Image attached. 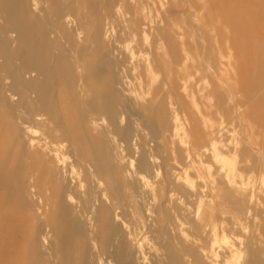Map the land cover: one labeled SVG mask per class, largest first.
<instances>
[{"label":"rangeland","instance_id":"obj_1","mask_svg":"<svg viewBox=\"0 0 264 264\" xmlns=\"http://www.w3.org/2000/svg\"><path fill=\"white\" fill-rule=\"evenodd\" d=\"M125 1L0 0V89H2L0 90V98H2V100L0 99V120L3 121L0 122V125L7 124L5 128L7 127L6 129L10 134L8 133L6 141L9 142L10 139L14 141L9 143L10 149L5 147L6 151L0 153L2 157H0L2 159V161L0 160V179L2 177L4 180L2 184L0 183V188L2 186L0 202L3 205L1 208L0 204V213L2 214L0 215L2 221L0 222V224L2 223V226L0 225V260L3 263L4 258H7L6 260L15 258L14 254L16 257L19 255L25 260L27 259L26 256L31 254L29 257L33 255L34 261L40 257L41 264H99L100 261H103L104 264L107 262V264H127L128 254L135 252L134 243L139 241L138 244L141 245L144 242L145 253L142 256L145 255L152 264H190L191 262L192 264H201L196 255L202 250L201 245L210 243V232L201 226V222L196 217V211L199 206H203L205 211L209 212L208 206H213L218 227L224 228L228 236L227 240L221 242L222 246L217 245L215 248L220 255L219 262L224 264L225 253L232 252L238 264H264V178L253 185H248L249 187H246L248 191L244 187L237 188L233 182L226 178L237 192L220 193L213 169L205 164L202 154H198L196 159L189 156L190 165L187 168L173 172L169 177H163L162 172H159L154 180L149 177V183L145 184L144 177H133L134 175L129 173L124 160L121 158L118 161H103L102 158H108L104 154L101 155L99 149L102 151L103 148L98 147L94 143V138L86 136V131L81 128L78 116L85 110L84 100L81 101V96L86 98L88 94L85 92L86 79L89 77L94 87V96L101 97V85L105 84L98 74V71H101L105 65L101 59V47L103 44L117 43V38L108 33L115 28L117 23L109 22V17L125 14V8L132 11L134 9L139 16L145 13L143 0H128L126 5ZM118 2H120L121 8L118 7ZM152 2L151 7L154 16H156L153 19V26L164 25L168 22L170 24L169 33L175 35L181 32L182 16L166 15L160 10L159 4ZM180 2L189 11L187 18L190 17L191 19V15L197 18L200 11V0H180ZM209 2L212 4L217 2L223 15V25L214 23L210 26L201 27V33L204 34V47L208 55L212 53L213 48L219 57L226 55L227 40L225 35L228 32L232 38L233 49L237 57L244 63L245 69L249 67V62H254L256 75L253 80L259 78L260 71L264 70L261 66L263 59L261 49H264V25L260 26V23L264 22V13L261 17L256 18L254 17V10L256 8L264 10V0H209ZM36 3L38 4L36 5ZM256 24V31L252 32V27ZM250 45L258 49L256 58L249 56L247 59L248 54L245 48L250 47ZM132 57L133 59L136 58L135 55ZM111 59L116 60L117 54L113 55ZM220 61L222 63H219L218 67L221 69L220 73H223L226 69V60L221 58ZM150 67L152 66L148 64L146 69L148 70ZM29 69L35 70L37 74L39 72L36 81L25 79V73L30 71ZM138 71L142 77V69L139 68ZM210 90L213 91V101L216 103L219 113H233V118L228 120L231 127L236 126L238 130L241 129V121L236 118V114L252 113L255 114L252 116L253 119L257 115H264V97L251 96L243 86H240L231 100L226 95L224 87H215L211 83ZM91 95V93L88 94V96ZM139 95L147 96L144 95V92L143 94L139 93ZM12 96L16 97L17 100L14 101ZM12 122L13 124H11ZM17 122H19L18 126ZM64 123L68 125L65 126ZM12 126H16L14 127L16 129L14 130ZM28 126L33 127L38 132L29 131ZM86 127L97 131L100 136L96 122L88 123ZM80 132L84 136H76ZM14 134L15 137H13ZM54 135H62L64 138L60 137L61 140L66 142L68 140L65 151L56 146L57 138ZM221 135L222 128H219L214 136L221 138ZM11 136L12 138H10ZM73 137H76L74 141H72ZM7 142L5 146H7ZM30 143L40 146L44 159L36 160L33 157L28 150ZM213 144H218L221 154L226 156L223 150L227 149L228 146L215 142ZM20 146L19 150L18 147ZM17 151L19 154L16 153ZM213 159L220 166L221 173L225 175L223 167L226 166L216 162L214 152ZM34 160L38 167L41 166V168L36 167L39 171L41 170L40 172L36 170L39 174L35 171L32 172L36 169ZM232 162V169L237 171L238 159L234 157ZM134 164L136 165L135 161ZM117 165L119 169L116 168ZM2 166L6 169L7 167L11 168L5 170ZM42 167L45 169L44 171ZM227 168L230 169L231 166H227ZM41 172L45 173L44 176L47 178H44ZM102 173L111 174L110 183L106 181L107 178L99 176ZM193 173L197 177L193 176ZM60 174L64 182L59 178L61 177ZM30 178L31 183L28 181ZM99 178H102V184H99ZM187 178L191 180V184L186 181ZM198 179L202 187L197 184ZM41 180H44L45 185L47 183L46 187ZM104 180L105 183L109 184H107L108 186L105 185ZM35 182L38 183V190L36 186L37 199L32 201L30 196L23 192L26 199L22 200L21 191L27 190L29 192V187ZM59 183H63V185L60 186ZM183 185L191 193H182ZM117 186L120 191L118 205L121 208L119 211L121 218L118 221L115 219V203L111 201L113 200L112 195L115 194L107 190L108 187L112 190V188L116 189ZM49 189L56 190V192H51ZM2 190L6 191L5 193L3 191L5 197ZM45 192H47L46 196ZM40 193H42L41 195L44 194L45 197L40 196ZM48 194H50L49 197ZM55 194L60 196H55ZM69 196L72 200H68ZM2 197L5 202H2ZM46 199L49 201H44ZM55 201H59L57 205ZM42 203L43 207L45 206L44 203L50 204L53 217L49 227L42 216L44 210L41 206ZM96 203L100 205L99 207H107L108 211L105 217L98 211L95 216L96 229H93L89 224V219L92 207ZM150 207H154L153 222L147 215V209ZM20 210L23 215L20 214ZM81 214H83L82 217ZM1 216H8L4 217L7 221L5 222ZM15 216L19 217L20 221L30 217L27 219L29 222L26 220L22 222L25 224H22ZM108 217L110 220L106 219ZM32 219L35 230L30 228ZM27 223L30 224L27 225ZM138 226L144 227V231L139 232ZM19 229L20 233H18ZM47 234L48 241L44 244V238ZM135 237L138 239L137 242L134 240ZM26 242H30L31 245L29 246V243L27 245ZM1 243L4 245L2 244V246ZM32 244L35 245L34 251ZM59 247L61 248L60 251H58ZM103 247L105 250L102 249ZM26 248L30 252L29 254ZM3 250L6 252L4 253ZM9 251L11 252L9 253ZM99 251H102V254ZM186 254L189 257H186ZM43 260L47 261L44 262ZM39 261H36L37 264H40ZM76 261L79 262L76 263Z\"/></svg>","mask_w":264,"mask_h":264},{"label":"crops","instance_id":"obj_2","mask_svg":"<svg viewBox=\"0 0 264 264\" xmlns=\"http://www.w3.org/2000/svg\"><path fill=\"white\" fill-rule=\"evenodd\" d=\"M152 1L159 4L166 15L182 16L181 32L169 33L168 22L153 26L156 16ZM142 4L145 7L142 16L134 9L125 8V14L109 17V22L117 23L108 32L117 38V43L101 47V59L105 65L98 74L106 84L101 85V97L94 96L89 77L85 82L92 95L81 96L85 110L79 113L78 122L86 136L94 138L86 126L96 122L104 145L100 153L116 161L122 156L125 164L134 160L135 171L153 180L159 172L163 177H169L173 172L187 168L189 156L196 159L198 154H202L205 164L213 169L219 192L236 193L226 179L227 175L221 173L220 166L213 159V142L222 143L228 146L223 150L225 155L238 159L237 171L245 178L249 175L248 178L259 182L264 178V115L253 119L255 114L252 113L236 114L241 121V129L229 126L228 120L233 118V113H219L210 85L224 87L230 100L240 86L253 97H264V70L260 71L259 78L253 80L256 65L249 62L245 69L233 49L228 32L225 35L226 55L219 57L215 48L208 55L201 27L214 23L223 25V15L217 2L212 4L209 0H200L197 18L191 15V19L186 17L189 11L180 0H143ZM117 5L121 8L120 2ZM254 11L256 18L264 13L262 8ZM263 25L261 22L260 26ZM256 28L257 24L252 27V32ZM245 50L247 59L249 56L256 58L257 47L250 45ZM261 50L264 69V49ZM116 54L117 59H111ZM132 54L138 59L134 61ZM221 58L226 60L223 73L218 67L222 63ZM148 64L152 66L151 72H147ZM139 68L142 69V77ZM143 92L147 96L139 95ZM219 128H222L221 138L214 136ZM113 140L122 147L120 153L114 148ZM238 172L233 176L239 178ZM197 181L202 187L199 179ZM183 187L182 193H191Z\"/></svg>","mask_w":264,"mask_h":264},{"label":"bare ground","instance_id":"obj_3","mask_svg":"<svg viewBox=\"0 0 264 264\" xmlns=\"http://www.w3.org/2000/svg\"><path fill=\"white\" fill-rule=\"evenodd\" d=\"M85 3V2H84ZM38 3H36V5H37ZM85 5V4H84ZM66 6V5H65ZM20 7H21V5H20ZM22 8V7H21ZM48 8V7H47ZM145 8V7H144ZM144 8H143V10H144ZM145 12V11H144ZM56 15V14H55ZM64 21V20H63ZM15 26V25H14ZM16 29V28H15ZM15 31H17V29L15 30ZM9 35V34H8ZM134 35V34H133ZM13 36V35H12ZM133 38H135V37H133ZM146 39V38H145ZM14 41V40H13ZM163 44V43H162ZM166 44V43H165ZM112 45V44H111ZM160 46V45H159ZM158 47V46H157ZM161 49H164V48H161ZM158 50L160 51V47L158 48ZM117 51V50H116ZM114 53H115V51H114ZM163 54V53H162ZM166 54H167V52H166ZM132 55H135V54H132ZM41 56V55H40ZM163 56V55H162ZM166 56V55H165ZM135 59H133V57H132V59L135 61L136 59H137V55H135ZM24 59V58H23ZM82 63V62H81ZM30 70V69H29ZM84 70V72H85V69H83ZM151 72L152 71V67H150V68H148V70H147V72ZM38 74H39V72H38ZM37 74V72L35 71V70H30V71H27L26 73H25V79H28L29 81H36L37 80V78H38V75ZM149 74V73H148ZM154 74V73H153ZM150 75H152V73L150 74ZM2 76V75H1ZM153 76V75H152ZM152 76H150V80L153 78ZM37 77V78H36ZM152 77V78H151ZM4 80V79H3ZM152 81V80H151ZM153 81H154V78H153ZM5 84V83H4ZM80 84V83H79ZM85 84V83H84ZM7 87V86H6ZM82 88V87H81ZM187 88V87H186ZM0 90H2V89H0ZM4 90H5V88H4ZM187 90V89H186ZM85 92H87V93H89L90 91H88L87 90V87H86V90H85ZM84 93V92H83ZM2 94V93H1ZM82 94V93H81ZM134 94V93H133ZM4 95V94H3ZM7 95V94H6ZM14 95V94H13ZM136 95V94H135ZM11 97V96H10ZM13 98H14V101H16L17 100V98L16 97H14V96H12ZM193 97V96H192ZM6 98H7V96H6ZM135 98V97H134ZM1 100H2V98H0ZM7 100H8V98H7ZM11 101V100H10ZM14 101H13V103H14ZM61 103V102H60ZM8 104V103H7ZM11 104V103H10ZM61 104H63V102L61 103ZM13 105V104H12ZM9 106V105H8ZM68 108H69V106H68ZM5 109V108H4ZM10 109H12V108H10ZM15 109V108H14ZM12 111H13V109H12ZM13 113V112H12ZM57 114V113H56ZM61 115V114H60ZM57 116L59 117V115L57 114ZM65 116V115H64ZM63 116V117H64ZM62 117V118H63ZM50 119V118H49ZM61 119V118H60ZM64 119H65V117H64ZM63 119V120H64ZM52 120V119H51ZM62 120V119H61ZM2 120H0V122H1ZM46 121V120H45ZM3 122V121H2ZM18 123L19 122H17V126H18ZM66 123V122H65ZM65 123H64V125H65ZM11 124H13V122L11 123ZM50 124V123H49ZM5 125L7 126V124L5 123ZM5 125H0V153H4L3 151L5 150L6 151V149H5V147H7V148H9L10 149V147H8V145H9V143H12V142H14V141H12V139H10V138H12V136L9 138L10 140H11V142H10V140H9V142H7L6 140H7V137H8V130L5 128ZM9 125V124H8ZM68 125V124H67ZM67 125H65V126H67ZM54 126V125H53ZM13 127V126H12ZM14 127H16V126H14ZM13 127V128H14ZM58 127V126H57ZM59 128V127H58ZM67 128V127H66ZM16 128H14V130H15ZM18 129V128H17ZM27 129L29 130V131H31V132H35V133H37L38 132V130H36V129H34L33 127H31V126H28L27 127ZM61 129V128H60ZM65 129V128H64ZM19 130V129H18ZM18 130H16V131H18ZM53 130V129H52ZM89 130H90V128H89ZM92 133H93V135H94V143L98 146V147H104V145H102V139L103 138H101V136H99L98 135V133H97V131H94V130H90ZM41 133V132H40ZM67 133H68V131H67ZM10 134V133H9ZM16 134H17V132H16ZM33 134V133H32ZM54 134V133H53ZM70 134V133H69ZM87 134H89V133H87ZM34 135V134H33ZM50 135V134H49ZM72 135H74L73 133H72ZM35 136V135H34ZM54 136H56V138H57V141H56V146H58V148H61L63 151H65V149H67V142H68V140H67V142L66 141H64V140H61V138L60 137H62V138H64V136H62V135H60V136H58V135H54ZM76 136H84L83 135V133H81L80 132V134L79 133H77L76 134ZM13 137H15V134H14V136ZM52 137V136H51ZM40 138V137H39ZM76 137H73V139H72V141H74V139H75ZM27 139V138H26ZM48 139V138H47ZM113 139H115V138H113ZM22 140V139H21ZM45 140V139H44ZM23 141V140H22ZM31 141V140H30ZM29 141V142H30ZM114 141V144H115V149H116V151L118 152V153H120L121 152V147L117 144V141L116 140H113ZM6 142L8 143L7 144V146H5L6 145ZM18 142V141H17ZM21 141H20V139H19V143H20ZM36 142V141H35ZM54 142H55V140H54ZM81 142V141H80ZM87 142V141H86ZM23 143V142H22ZM76 143V142H75ZM84 143V142H83ZM92 143V142H91ZM14 144V143H13ZM18 144V143H17ZM17 144H16V147H17ZM40 144V143H39ZM78 144V143H77ZM89 144V143H88ZM20 145V144H19ZM13 146V145H12ZM22 146V145H21ZM21 146L20 147H18L19 148V150H20V148H21ZM78 146V145H77ZM25 147V146H24ZM51 147H54V146H51ZM73 148V147H72ZM8 149V150H9ZM48 149V148H47ZM77 149V148H76ZM96 149V148H95ZM94 149V150H95ZM108 149V148H107ZM106 149V150H107ZM28 150H29V152L33 155V157L36 159V160H40L41 158H43V156H42V149L40 148V146H36L34 143H30L29 145H28ZM73 150H75V149H73ZM123 150V149H122ZM99 151H101V149H99ZM9 152V151H8ZM14 152V151H13ZM54 152V151H53ZM78 152V151H77ZM81 153H82V151H80ZM96 152V151H95ZM97 152H98V150H97ZM213 152H214V158H215V160H216V162H220V163H222L224 166H226V167H223V169L225 170V176L227 175V178L231 181V182H233L236 186H237V188H241V187H244L245 189H246V187H249L248 185H253L254 183H256V181L254 180V179H252L251 177L250 178H248L249 177V175H248V179L247 178H245V176L242 174V173H239L238 171H235L234 169H232V166H233V162H232V159L231 158H227L226 156H223V154H221V152H220V149H219V146H218V144H215L214 145V148H213ZM16 153H18L19 154V152L17 151ZM29 153V154H30ZM59 153V152H58ZM99 153V152H98ZM97 153V154H98ZM14 154V153H13ZM12 154V155H13ZM29 154H27L28 156H29ZM78 154H80V153H78ZM106 154V153H105ZM102 155V154H101ZM10 156V155H9ZM14 156V155H13ZM12 156V157H13ZM18 156V155H17ZM77 156V155H76ZM98 156H100V155H98ZM105 156V155H104ZM106 156H107V154H106ZM1 157V156H0ZM63 157V156H62ZM69 157V156H68ZM80 157V156H79ZM102 157V156H101ZM101 157H99V158H101ZM108 158H102L103 159V161H110V160H112V161H116V160H113L110 156H107ZM2 158V157H1ZM15 158V157H14ZM25 158H26V156H25ZM30 158V157H29ZM83 158H85V157H83ZM119 158H121L122 160H123V157L122 156H119ZM11 159V158H10ZM44 159V158H43ZM56 159V158H55ZM62 159V158H61ZM66 159V158H65ZM86 159V158H85ZM88 159H89V157H88ZM87 159V160H88ZM1 161H2V159H0ZM80 160H82V159H80ZM92 160H93V158H92ZM8 161V160H7ZM21 161V160H20ZM51 161H52V159H51ZM59 161V160H58ZM68 161V160H67ZM66 161V162H67ZM102 161V162H103ZM105 161V162H106ZM38 162H41V161H38ZM54 162V161H53ZM62 162V161H61ZM69 162V161H68ZM34 163L36 164V162H35V160H34ZM49 163H51V162H49ZM63 163V162H62ZM29 164V163H28ZM40 164V163H39ZM54 164H55V162H54ZM70 164H71V162H70ZM109 164V163H108ZM227 164V165H226ZM40 165H42V164H40ZM39 165V166H40ZM44 165V164H43ZM46 165H47V163H46ZM49 165V164H48ZM50 165H52V164H50ZM56 165V164H55ZM66 165V164H65ZM78 165V164H77ZM3 166H4V164H3ZM2 166V167H3ZM60 166V165H59ZM62 166V165H61ZM135 164H134V160H131L129 163H127L126 164V167L128 168V170H129V173L131 172L132 173V175H134L133 177H144V183L145 184H147V183H149V177L148 176H145V175H141V174H139L137 171H135ZM227 166H231V168L230 169H228L227 168ZM4 167H6V166H4ZM3 167V168H4ZM41 168V166L40 167H38V165L36 164L35 165V168ZM49 167H51V166H49ZM8 168H11V167H7V169ZM34 168V167H33ZM35 169V170H32V172L33 171H35V172H37V171H39L38 169ZM46 168V167H45ZM48 168V167H47ZM65 168V167H64ZM71 168V167H70ZM77 168V167H76ZM85 168V167H84ZM116 168H118L119 169V167H118V165H117V167ZM5 170H7L6 168H4ZM3 169V170H4ZM42 169H43V167H42ZM61 169V168H60ZM63 169V168H62ZM66 169V168H65ZM10 170V169H9ZM37 170V171H36ZM45 169H43V171H44ZM78 170H80V169H78ZM77 170V171H78ZM81 170H82V167H81ZM80 170V172L82 173V171ZM26 171H28V170H26ZM41 171V170H40ZM39 171V172H40ZM42 171V172H43ZM57 171H58V169H57ZM62 171V170H61ZM61 171H59V172H61ZM76 171V172H77ZM84 171V170H83ZM114 171V170H113ZM29 172V171H28ZM31 172V173H32ZM41 172V174H43ZM48 172H49V170H48ZM79 172V171H78ZM77 172V173H78ZM239 173V178H236L235 176H233L235 173ZM3 173V172H2ZM30 173V174H31ZM45 173H46V171H45ZM44 173V174H45ZM71 173V172H70ZM73 173V172H72ZM76 173V174H77ZM4 174V173H3ZM37 174H39L38 172H37ZM37 174H36V176H37ZM44 174H43V176H44ZM55 174H56V172H55ZM64 174V173H63ZM89 174H90V172H89ZM26 175H27V172H26ZM61 175V174H60ZM73 175H75L74 173H73ZM28 176V175H27ZM31 176V175H30ZM42 176V177H43ZM65 176V175H64ZM72 176V175H71ZM76 176V175H75ZM100 177H104V178H107V180L106 181H108V183H110L109 182V179H110V177H112L111 176V174L110 173H102V174H100L99 175ZM33 177V176H32ZM31 177V178H32ZM89 177V176H88ZM5 178V177H4ZM31 178H30V180H28L29 182L31 181ZM44 178H47V176L45 177L44 176ZM57 178V177H56ZM61 180H62V182H64V180L62 179L63 177H62V175H61V177H59ZM66 178V177H65ZM102 178L100 179L99 178V184H102ZM1 179H2V177H1ZM0 179V180H1ZM7 179V178H6ZM5 179V180H6ZM42 179V178H41ZM46 180V179H45ZM48 180H49V178H48ZM56 180V179H55ZM61 180H60V182H61ZM78 180V179H77ZM76 180V181H77ZM2 181H4L3 179L1 180V184H2ZM33 181V180H32ZM34 181H35V176H34ZM42 181V180H41ZM186 181H188L190 184H191V180L189 179V178H187V180ZM42 182H44V180L42 181ZM50 182H51V180H50ZM73 182V181H72ZM81 182V181H80ZM4 183V182H3ZM11 183V182H10ZM31 183V182H30ZM54 183V182H53ZM57 183V182H56ZM104 183H105V180H104ZM108 183H105V185L106 186H108L109 184ZM4 184H6V183H4ZM43 184V183H42ZM41 184V185H42ZM60 184V183H59ZM76 184H78L77 182H76ZM108 184V185H107ZM27 185V184H26ZM44 185H45V182H44ZM46 185H47V183H46ZM46 185H45V187H46ZM51 185V184H50ZM57 186H58V183L56 184ZM55 184H54V186H56ZM61 185H63V183H61L60 184V186ZM22 186V185H21ZM36 186H37V190H38V183L37 182H35V184L33 183L30 187H29V192H27V190H23V191H21V198H22V200H24V199H26L25 197H24V193L23 192H26V195L28 194V196H30V199L33 201H35L36 199H37V191H36ZM57 186H56V189H57ZM59 186V187H60ZM78 186V185H77ZM40 187V186H39ZM48 187V186H47ZM112 187V186H111ZM1 188H2V186H1ZM0 188V189H1ZM7 188H11V187H7ZM12 188H14V187H12ZM41 188H42V186H41ZM78 188V187H77ZM76 188V189H77ZM21 189H23L22 187H21ZM31 189V190H30ZM46 189V188H45ZM45 189H44V191H45ZM48 189V188H47ZM53 189H54V187H53ZM40 190V189H39ZM49 190H51V189H49ZM48 190V191H49ZM59 190H62V189H59ZM58 190V191H59ZM107 190H109L110 192H112V194L114 193L115 195L113 196L112 194V198H113V200H111V201H114V208H115V211H116V213H115V219H116V221H118V220H120V218H121V213L119 212L120 211V207H119V205H118V200L120 199V197H119V194H120V191L118 190V186L116 187V189H114V188H112V190L108 187V189ZM3 191L4 190H2V193H3ZM20 191V190H19ZM41 191V190H40ZM47 191V190H46ZM109 191H108V194H109ZM246 191H248L247 189H246ZM246 191H244L245 193H246ZM6 191H4V193H5ZM10 192V191H9ZM50 192V191H49ZM51 192H56V190H51ZM3 193V196L5 195ZM16 193V192H15ZM43 193V192H42ZM42 193H40V196H44V194L43 195H41ZM46 193L47 192H45V196H46ZM157 193V192H156ZM0 194H1V192H0ZM58 194H59V192H58ZM103 194H105V191H103ZM9 195H10V193H9ZM9 195H7V197H9ZM49 195L50 194H48V197H49ZM52 195V194H51ZM57 194H55V196H56ZM157 195V194H156ZM0 196H2V194L0 195ZM13 196V195H12ZM44 196V197H45ZM54 196V197H55ZM57 196H60V195H57ZM154 196V195H153ZM5 197V196H4ZM54 197H52V198H54ZM70 197V196H69ZM97 197V196H96ZM104 197V196H103ZM60 198V197H59ZM105 198V197H104ZM109 198H110V196H109ZM155 198V197H154ZM2 199L4 200H2V202H5V199L2 197ZM8 199H10V198H8ZM58 199V198H57ZM56 199V200H57ZM72 200V198L70 197V198H68V200ZM106 199V198H105ZM111 199V198H110ZM48 199H46V200H44V201H47ZM60 200V199H59ZM107 200V199H106ZM158 200H159V198H158ZM10 201V200H9ZM9 201H7V202H9ZM40 201V200H39ZM49 201V200H48ZM94 201H96V200H94ZM98 202H99V200H97ZM56 202V201H55ZM54 202V203H55ZM57 202H59V201H57ZM56 202V205L58 204ZM107 202V201H106ZM41 203V202H40ZM108 203V202H107ZM113 203V202H112ZM0 204H1V202H0ZM8 204V203H7ZM45 204V206L43 207V203H42V207L44 208V210H43V212H42V216H43V218L45 219V221H47V226L49 227V225H50V223H52L51 222V219H52V217H53V215H52V211H51V208H50V204L48 203V204H46V203H44ZM80 205V204H79ZM2 204H1V208H2ZM100 205L98 204L97 205V203L95 204V205H93V207H92V210H91V212H90V221H89V224H90V226L93 228V229H96V215H97V213H98V211H100V213H101V215L102 216H107V211H108V208L106 207L105 208V206H101V207H99ZM4 207H5V205H4ZM81 207H83V206H81ZM42 208V209H43ZM208 208H209V212H206L205 211V208L203 207V206H199L198 208H197V211H196V217H198V219H199V221L201 222V226H203V228L204 229H206V230H208L209 232H210V237H209V239H210V243L208 244V245H204V246H202L201 244V251H200V253H197V255H196V257H198L199 259H200V261H201V264H222V263H220L219 262V260H218V258L220 257V255L217 253V251H216V246L217 245H221L222 246V244H221V242L223 241V240H227L228 239V236L226 235V230L224 229V228H222V229H220L219 227H218V222H217V220H216V218H215V214H214V212H213V206H208ZM207 208V209H208ZM54 209V208H53ZM22 210H24V209H22ZM1 211V210H0ZM21 211V210H20ZM25 211V210H24ZM110 211V210H109ZM147 215L149 216V218H150V220L153 222V218L155 217V213H154V207H150L149 209H147ZM87 212V211H86ZM39 213H40V211H39ZM83 213V212H82ZM20 214H22V211L20 212ZM29 215H30V213H28ZM74 214V213H73ZM87 214V213H86ZM0 215H2L1 213H0ZM6 215V214H5ZM23 215V214H22ZM24 215H27V214H24ZM34 216V215H33ZM32 216V217H33ZM83 216V214H81V217ZM1 217H3V216H1ZM4 217H8V216H4ZM4 217H3V220H5L4 219ZM24 217V216H23ZM26 217V216H25ZM24 217V218H25ZM142 217V216H141ZM10 218H11V216H10ZM10 218H8V219H10ZM15 218H18L19 219V217H16L15 216ZM28 218H30V217H28ZM27 218V219H28ZM26 219V220H27ZM36 219V218H35ZM42 219V218H41ZM82 219V218H81ZM106 219H108V220H110L109 219V217L108 218H106ZM105 219V220H106ZM26 220H23V221H26ZM43 220V219H42ZM83 220V219H82ZM100 220V219H99ZM7 220H5V222H6ZM16 221V220H15ZM18 221H20V219L18 220ZM23 221H20L21 223L23 222ZM50 221V222H49ZM0 222H2L1 221V218H0ZM26 222H29V220H27ZM32 222H33V219H32V221H30V223H31V227L30 228H33L34 230H35V227H34V225H32ZM199 222V223H200ZM20 223V224H21ZM30 223H27V225L28 224H30ZM34 223V222H33ZM101 223V222H100ZM22 224H25V223H22ZM54 224V223H53ZM1 226H2V223L0 224ZM46 225V224H45ZM124 225V224H123ZM33 226V227H32ZM86 226V225H85ZM106 226V225H105ZM28 227V226H27ZM48 227H46V228H48ZM75 227H77V226H75ZM90 227V228H91ZM107 227V226H106ZM109 227V226H108ZM101 228V227H100ZM138 231L140 232V231H144V227H142V226H138ZM27 230V229H26ZM34 230H32V231H34ZM30 231H31V229H30ZM29 231V232H30ZM46 231H47V229H46ZM1 232H2V230H1ZM22 232H23V230H22ZM38 232V231H37ZM141 232V233H142ZM18 233H20V229H19V232ZM18 233H17V236H18ZM93 233V232H92ZM36 234V233H35ZM160 234V233H159ZM17 236H16V238H17ZM36 236V235H35ZM141 236V235H140ZM29 237H30V235H29ZM28 237V238H29ZM131 237V236H130ZM144 237V236H143ZM142 237V238H143ZM162 237V236H161ZM166 237H168L167 236V234H166ZM31 238V237H30ZM94 238V237H93ZM92 238V239H93ZM129 238V237H128ZM159 238V237H158ZM124 239V238H123ZM130 239V238H129ZM132 239V238H131ZM25 240H28V239H25ZM37 240V239H36ZM36 240H35V242H36ZM95 241H96V239H94ZM126 240V239H125ZM134 240H136V242H137V238L135 237L134 238ZM162 240H163V238H162ZM166 240V239H165ZM29 241H30V239H29ZM48 241V234H47V236L44 238V244H46V242ZM57 241V240H56ZM72 241V240H71ZM99 241V240H98ZM34 242V243H35ZM27 243V245H28V243H29V246L31 245L30 244V242H26ZM33 243V242H32ZM94 243V242H93ZM101 243V242H100ZM139 243V241L137 242V243H134V249H135V252L134 253H129L128 254V260H127V264H152L151 263V261L149 260V259H147V257L145 256V255H143L142 256V254L143 253H145V249H144V246H143V243H142V245L141 244H138ZM3 243H1V245H2ZM132 244V243H131ZM4 245V244H3ZM2 245V246H3ZM34 244H32V246H33ZM58 244H56V246H57ZM59 245H60V243H59ZM58 245V246H59ZM100 245V244H99ZM103 245V244H102ZM55 246V247H56ZM96 246V245H95ZM94 246V247H95ZM107 246V245H106ZM1 247V246H0ZM61 247V246H60ZM59 247V250L58 251H60L61 250V248ZM71 247V246H70ZM100 247V246H99ZM4 248V247H3ZM6 248H7V246H6ZM5 248V249H6ZM11 248V247H10ZM106 248V247H105ZM27 249V248H26ZM25 249V250H26ZM30 249V248H29ZM90 249H91V247H90ZM102 249H104V247L102 248ZM110 250H111V248H109ZM14 250V249H13ZM12 250V251H13ZM35 250V245H34V248H33V251ZM105 250V249H104ZM130 250V249H129ZM198 250H200V249H198ZM27 251H28V249H27ZM95 251V250H94ZM96 251H97V248H96ZM170 251V250H169ZM3 252H4V250H3ZM2 252V253H3ZM6 252V251H5ZM4 252V253H5ZM11 251H9V253H10ZM57 252V251H56ZM74 252H75V250H74ZM102 252V251H101ZM100 251H99V253H101ZM104 252V251H103ZM139 252H141V255H139ZM13 253V252H12ZM16 253V252H15ZM30 252L28 251V254H29ZM34 253V252H33ZM32 253V254H33ZM170 253V252H169ZM168 253V254H169ZM27 253H26V255H28ZM60 254H62V252H60ZM75 254V253H74ZM102 254V253H101ZM6 255V254H5ZM13 255V254H12ZM21 255V254H20ZM25 255V254H24ZM25 255V256H26ZM31 255V254H30ZM29 255V256H30ZM170 255V254H169ZM2 256V255H1ZM9 256V255H8ZM7 256V257H8ZM14 256H15V258H12V259H10V260H6L5 258L3 259V263H2V261L0 260V262L2 263V264H37V260L39 261V259H40V257H39V259H35L36 261H34L33 259H32V256L31 257H29V256H26L27 257V259H25L24 258V256H23V258L25 259V260H23L22 259V257H19V255H18V257H16V255L14 254ZM14 256H12V257H14ZM58 256L59 257H61L59 254H58ZM195 256V255H194ZM226 258H225V261H224V264H238V262H237V259L234 257V255H233V253L232 252H226L225 253V255H224ZM253 256H255V255H253ZM4 257V256H3ZM10 257V256H9ZM59 257H57V258H59ZM104 257V256H103ZM123 257V256H122ZM186 257H189V255L188 254H186ZM30 258V260H28ZM42 258V257H41ZM57 258H55V259H57ZM0 259H1V257H0ZM44 259V258H43ZM27 260V261H26ZM66 260V259H65ZM76 260H78V259H76ZM44 261V260H43ZM47 260H45L44 262H46ZM48 262H49V260H48ZM55 262V261H54ZM77 262H79V261H76V263ZM109 262H110V260H109ZM158 262V261H157ZM0 263V264H1ZM39 263H40V261H39ZM83 263V262H82ZM108 263V262H107ZM106 263V264H107ZM110 263H112V262H110ZM41 264V263H40ZM99 264H104V262L103 261H100L99 262ZM190 264H192V262L190 263Z\"/></svg>","mask_w":264,"mask_h":264}]
</instances>
